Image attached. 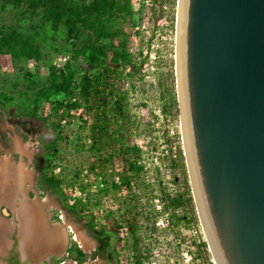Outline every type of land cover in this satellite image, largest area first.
<instances>
[{
  "label": "rangeland",
  "instance_id": "obj_1",
  "mask_svg": "<svg viewBox=\"0 0 264 264\" xmlns=\"http://www.w3.org/2000/svg\"><path fill=\"white\" fill-rule=\"evenodd\" d=\"M66 1L60 17L43 4L27 7L0 0V30L17 33L24 50L0 52V214L15 224L14 229L8 225L6 236L20 241L29 254L22 257L27 264H208L213 256L184 155L176 73L178 0ZM92 47L107 62L129 55L135 66L126 67L117 82L128 93L125 117L134 125L115 138L142 147L144 168L137 186L113 188L111 180L118 182L122 165L116 161L113 171L108 165L99 176L89 171L96 154L89 149L81 111L62 122L55 172L63 176L62 187L71 197H84L94 214L90 220L68 213L42 183L38 165L53 134L38 118L52 120L51 102L64 98L49 85L61 82L66 65L78 74L91 69L87 55ZM178 149L184 165L178 161L172 167ZM185 179L191 202L178 210L185 218L167 224L158 201L161 190L184 192ZM104 182L107 190L101 189ZM79 183L85 184L83 193ZM126 204L136 217L134 230L120 216ZM31 236L38 241L33 245L37 255L28 252Z\"/></svg>",
  "mask_w": 264,
  "mask_h": 264
},
{
  "label": "water",
  "instance_id": "obj_2",
  "mask_svg": "<svg viewBox=\"0 0 264 264\" xmlns=\"http://www.w3.org/2000/svg\"><path fill=\"white\" fill-rule=\"evenodd\" d=\"M181 12L184 155L212 261L264 264V0H182Z\"/></svg>",
  "mask_w": 264,
  "mask_h": 264
},
{
  "label": "trees",
  "instance_id": "obj_3",
  "mask_svg": "<svg viewBox=\"0 0 264 264\" xmlns=\"http://www.w3.org/2000/svg\"><path fill=\"white\" fill-rule=\"evenodd\" d=\"M14 5H25L34 7L36 4H43L44 8L53 9L59 13L61 17L67 10L69 1L66 0H5ZM18 50H23L22 42L17 33L4 32L0 30V52H10L12 55L19 54ZM120 61L114 59L107 62L104 57L98 55L96 48L92 47L91 52L87 55L88 63L91 65L90 70H85L79 74L74 67L66 65V72L60 83H51L49 87L55 92L63 94V99H55L51 102L49 115L52 120L47 117H37L46 122L48 129L52 132L53 137L46 146L45 156L40 160L38 171L42 183L49 189L50 193L55 195L62 207L70 214L77 217H86L92 219L93 212L87 209L83 202L84 197H71L69 193L62 187L64 183L63 176L55 172L56 164L53 162L55 155L59 150V143L62 139L61 123L67 121L68 117H72L77 111L80 112V118L84 119V127L88 132L87 139L89 141V149L96 156L89 166V171L96 176L104 174L107 166L111 165L112 170L115 169L114 163L119 161L122 165L121 170L117 172L119 176L118 182L111 180V186L120 189L123 185L134 187L137 186L140 179V173L144 166L141 163L143 154L142 147L136 142L120 141L116 136H123L129 133L134 122H128L125 117L128 93L120 90L117 82L122 79L126 67L134 69V64L129 55H121ZM130 73V72H129ZM128 73V74H129ZM47 88L44 89L46 91ZM49 94V93H48ZM174 107L177 110L176 98H174ZM180 161L184 165V156L181 149L176 151V158L171 159L172 167H175ZM114 171H117L114 170ZM113 174V172H112ZM176 175L173 174V180ZM69 183V182H68ZM102 190H107L105 186ZM184 192H169L161 190L158 198L161 210L166 213L165 220L167 224H173L178 220L185 218L184 214H179L178 210L182 209L187 202H191L190 190L188 182L184 180ZM77 186V185H76ZM72 185V187H76ZM79 193H83L85 184H78ZM122 220L132 230L135 229L136 217L132 214L131 206L126 204L123 208ZM117 235V229H110ZM138 236L134 238L137 245ZM100 241V240H99ZM102 242V241H101ZM134 244V245H135ZM16 238L13 237V246L8 256V264H24L17 258L15 250ZM201 245L206 248V242L203 239ZM99 247V245L97 246ZM135 247V246H134ZM135 264H141L139 260ZM208 264H213L210 261Z\"/></svg>",
  "mask_w": 264,
  "mask_h": 264
},
{
  "label": "crops",
  "instance_id": "obj_4",
  "mask_svg": "<svg viewBox=\"0 0 264 264\" xmlns=\"http://www.w3.org/2000/svg\"><path fill=\"white\" fill-rule=\"evenodd\" d=\"M2 183H0V185H1ZM7 219L3 216V215H1L0 214V256H2V257H4L5 259H6V256H7V254H8V252H9V250H10V248H11V245H12V242H13V239H11V238H8L7 236H6V229H8V225L9 224H11L12 225V229H14V226L13 225H15L14 223H13V221H6ZM30 223H32L31 221H30ZM2 225H3V227H2ZM33 235V234H32ZM7 237V238H6ZM30 248H29V250H28V252L30 253V254H38V253H36V252H38V247H33V245L35 244L36 246H38L37 244H38V241H37V239L36 238H33V236H31L30 237ZM52 241V240H51ZM50 241V242H51ZM17 242V250H18V244H19V240L18 241H16ZM49 242V243H50ZM54 246V244H49V247H52V246ZM32 246V247H31ZM33 248L35 249V250H37V251H33ZM22 250V249H21ZM19 252H20V250H19ZM24 255H26L25 257H28L29 256V254H24ZM20 258H21V254H20ZM22 259V258H21ZM4 262V264H7L6 263V261H3ZM1 264V263H0Z\"/></svg>",
  "mask_w": 264,
  "mask_h": 264
},
{
  "label": "bare ground",
  "instance_id": "obj_5",
  "mask_svg": "<svg viewBox=\"0 0 264 264\" xmlns=\"http://www.w3.org/2000/svg\"><path fill=\"white\" fill-rule=\"evenodd\" d=\"M181 6H182V0H178V15H177V41H178V36H179V34H180V29H181V21H182V12H181ZM176 48H177V50H176V56H177V60H178V45H176ZM194 189V188H193ZM194 192H195V190H194ZM197 205V204H196ZM30 210V209H29ZM37 210V209H36ZM202 221V220H201ZM204 223L202 222V225H203ZM203 229H204V232H206V230H205V227H204V225H203ZM205 235H206V233H205ZM74 238H75V241L81 246V247H84V245H85V241L79 236V235H77V234H75L74 235ZM55 243V242H54ZM49 244V243H48ZM22 247V246H21ZM24 249V248H23ZM216 264H218L217 262H216Z\"/></svg>",
  "mask_w": 264,
  "mask_h": 264
},
{
  "label": "flooded vegetation",
  "instance_id": "obj_6",
  "mask_svg": "<svg viewBox=\"0 0 264 264\" xmlns=\"http://www.w3.org/2000/svg\"><path fill=\"white\" fill-rule=\"evenodd\" d=\"M36 213H37V211L36 210H34ZM35 213V214H36ZM33 220H31V222H32ZM12 246H13V242H12V245H11V248H12ZM17 242H16V245H15V250L17 251V258H18V260L20 261V262H23L24 264H27V262H25V261H23L21 258H20V252H19V250H17ZM10 248V249H11ZM9 254H10V250H9V252H8V254H7V256H6V259L8 258V256H9ZM5 259V261H6V263H7V260ZM8 264V263H7Z\"/></svg>",
  "mask_w": 264,
  "mask_h": 264
}]
</instances>
